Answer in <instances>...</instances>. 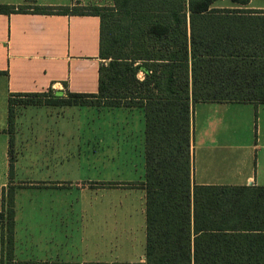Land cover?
I'll return each mask as SVG.
<instances>
[{"label": "trees", "instance_id": "trees-1", "mask_svg": "<svg viewBox=\"0 0 264 264\" xmlns=\"http://www.w3.org/2000/svg\"><path fill=\"white\" fill-rule=\"evenodd\" d=\"M221 1L112 0L111 6L87 9L100 20L97 94L70 96L144 113L145 172L139 185L145 193L143 264H264V188L192 182L193 106L264 104L259 101L264 98V17H255L264 11L247 8L250 0H228L231 7H216ZM14 10L0 5V14ZM33 11L68 12L43 7ZM40 95L9 97L10 180L15 108L48 104L37 100ZM12 191L5 213L10 261Z\"/></svg>", "mask_w": 264, "mask_h": 264}, {"label": "crops", "instance_id": "crops-1", "mask_svg": "<svg viewBox=\"0 0 264 264\" xmlns=\"http://www.w3.org/2000/svg\"><path fill=\"white\" fill-rule=\"evenodd\" d=\"M0 5L15 9L9 14H0V214L4 211L3 215L6 216L7 209L3 205L6 200L3 202V198H7V186L17 185V189L12 191L14 224L11 262L143 264L145 193L139 185L144 181L145 172V121L141 109L109 108L108 113L116 114L120 120L115 121V127L108 131L106 126L100 124L75 127L73 121L68 120V105L59 111L46 106L23 107L30 121L34 117L32 120L36 125L26 123L20 126L22 118L15 112L14 177L9 179V97L14 94H43L47 91H53L57 97L65 99L71 94H97L98 70L102 64L99 59L100 20L89 14L87 9L108 6H103L100 0H0ZM215 6L231 7V4L223 0ZM19 7H28L29 10L19 13L16 11ZM35 7L67 9L68 12L35 14ZM247 8L264 11V0H250ZM74 9L84 14L73 13ZM139 77L142 78V75ZM259 101H264V98ZM92 112L101 113L103 118L106 114L105 109ZM41 115L43 119L37 120ZM190 127L193 184L264 188V104L197 103L192 108ZM75 135H80L84 141L81 158L75 157ZM107 140L119 149L114 159L115 165L121 167L120 174L128 176L117 181L124 182L122 186L126 188V182H135L130 190L142 192L137 222L134 221L133 207H120L113 211L112 226L108 230L104 207L92 205L75 209L59 205L58 201L67 192L64 187L71 188V183H99L105 180ZM30 141L35 144V148L25 146ZM21 167H28L25 171L29 172L30 177L25 181L41 185L44 189H19V183L24 182L18 174ZM31 167H35L34 170ZM75 168L81 170L78 176L73 175ZM99 190V187L93 189ZM43 195L50 198L49 206L20 201L21 197L22 200L23 197L41 198ZM23 210L48 214L51 221L43 223L42 218L33 217L21 223ZM121 210L125 212L116 217V213ZM76 212H79L80 224L67 226L64 221L66 216ZM55 219L57 227L51 225ZM77 227L79 230L92 228V245L95 247H86L89 243H86L84 236L82 244L87 251L84 250L86 252L80 254V258L72 257L71 261H66L60 260L57 252L53 257L41 254L38 246L43 243L48 242L50 246L57 247L58 229L63 239L60 246H73L63 236L73 238V230ZM6 231L7 226L0 222V264H3L7 249ZM108 235L107 242L105 239ZM137 244L141 247L139 253H136ZM100 245L113 248L114 254L107 259L104 254H100ZM26 249L31 253H24Z\"/></svg>", "mask_w": 264, "mask_h": 264}, {"label": "rangeland", "instance_id": "rangeland-1", "mask_svg": "<svg viewBox=\"0 0 264 264\" xmlns=\"http://www.w3.org/2000/svg\"><path fill=\"white\" fill-rule=\"evenodd\" d=\"M101 3L103 4V6H110L112 5V0H100ZM227 3H223V5H226ZM104 64H107V62H104ZM38 101H41L43 103H48V104H44V105H40V106H46L49 107L50 110H56L59 111L60 109H65V105L63 103L70 101V104L68 106L69 107V113L68 115V120L69 121H73V125L75 127H79V126H86V125H104L106 126L107 130L110 131L109 129L114 128L116 123L115 121H119L120 118L116 117V114H109L108 111H110L109 108L104 107V106H95L96 101L92 98L89 97H72L70 95H67L66 99L65 98H59L57 97L53 91H47L43 94H41L39 97H37ZM23 106H17L15 108V112L16 115H19L22 118V121H20V126H25V124L27 123V125H36L34 120V117L30 119L27 117V115L23 112ZM100 109H105L106 114L103 118L102 114H98L97 112H92V111H96V110H100ZM73 115H72V112ZM87 111H91V112H87ZM60 113V112H58ZM60 116V114H58ZM72 115V118H71ZM55 118V117H54ZM38 119H43V115H41L40 117L37 118ZM49 119V118H48ZM54 120V119H53ZM59 120V119H58ZM33 121V122H32ZM74 150H75V157H79L81 158V154H82V150L81 147L84 144L83 138L79 135V136H74ZM25 146H28L30 148H35V144L33 142H29L27 143ZM23 146V147H25ZM27 150V149H26ZM116 150L117 149L116 145L113 144V142L108 141L106 143V149H105V167H104V178L105 180L103 182H99V183H94V182H87V181H79L76 183H71L73 184L71 188H68L67 186L64 187V189H67V192H64L59 198V205L62 206H69V207H73L75 209H80L83 207H88V206H100V207H104L105 212H106V223L105 225H107V230L109 226H112V220L111 218L113 217V211L117 208L120 207H133L134 211H135V215H134V221L135 223L137 222V212L139 211V207L142 205L141 203V195L142 192H138L136 190L132 191L130 189H132L134 185V183L132 184V182H126L127 184V188L123 187L122 185H124V182H119L117 181L118 178H123V177H128L127 175H123L120 174L119 170L121 169V167L115 165V159L114 156L116 154ZM119 152V151H118ZM24 153H26L24 151ZM27 157V156H25ZM28 167H21V170L19 171V177L20 179H26L29 176V172L25 171L27 170ZM35 167H31L32 170H34ZM31 170V171H32ZM80 169H76L73 172L74 176H78L80 174ZM31 175H33V172H30ZM19 182V181H18ZM32 182H28L25 181L21 182L18 186L19 189H23L22 191H24L25 189H33V190H39V189H44V187H42L41 185L37 186L38 184H33L32 186H29ZM17 184V183H16ZM97 185V186H94ZM130 185V186H129ZM17 185H14L12 187H8V191L10 189H17L16 188ZM100 188L99 191H93V189H97ZM28 191V190H26ZM44 197H23V199L20 201H22V203L27 204L28 202L30 203H38L39 205L42 206H49L50 205V198L48 196L43 195ZM8 198V197H7ZM5 198L6 203H3V205L5 204V208L7 209L8 207V199ZM3 202H4V198H3ZM29 204V203H28ZM121 212H125V210H121L119 212L116 213V217L121 216ZM4 211H2V213L0 214V222L4 224V226H7V217L3 215ZM22 221H20L21 223L23 222V220L29 219V218H37V219H41L43 223L46 222H50V218L48 219L49 215L48 214H44L42 212L40 213H30V211L27 210H23L22 211ZM123 216V215H122ZM51 217V216H50ZM79 212L74 213V215H70L68 214L66 216V219L64 221H66L67 226L70 225H78V222L80 224V220H79ZM24 223V222H23ZM57 220H52V226L57 227L56 226ZM73 226V227H74ZM75 236L73 238L69 237L68 238L64 237L65 239L69 240L71 243H73V246L71 245H67V246H63L61 247L60 244L63 242L62 236L60 234V231L58 229V243H57V247H55L54 245H49V243H43L41 246H38L39 251L41 252L42 255L47 254V255H51L52 257L54 256V254L57 252L60 260H66V261H71L72 257L73 259H75L76 257L80 258V254L85 253L86 247H90V249H92V247H95L93 244V235H92V228L90 227H85L84 229H80L77 227V229L73 230ZM6 236H8L7 231L5 232ZM77 234H79L77 236ZM85 236V240L86 243H89V245H86V247L82 244V237ZM107 240V242L109 241V235L106 236L105 241ZM81 242V243H79ZM101 246V250H100V254H104L105 257L108 259V257L112 256L114 253L113 248H109L108 246ZM136 247V253L140 252V248L138 246V244L135 246ZM97 248V247H96ZM84 250H86L84 252ZM8 252V253H7ZM34 252V251H33ZM24 253L26 254H30V250L26 249L24 250ZM35 253V252H34ZM12 254V253H11ZM99 254V256H100ZM12 256V255H11ZM10 256H9V251L8 248L6 249L5 252V257L3 258V264H13L10 260H9ZM13 259V256H12ZM72 264H78V262H72ZM80 264V263H79Z\"/></svg>", "mask_w": 264, "mask_h": 264}]
</instances>
